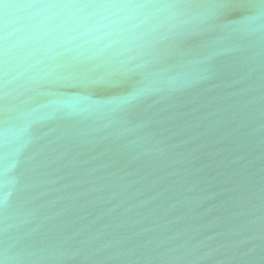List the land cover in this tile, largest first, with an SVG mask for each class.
I'll list each match as a JSON object with an SVG mask.
<instances>
[{
  "label": "water",
  "instance_id": "obj_1",
  "mask_svg": "<svg viewBox=\"0 0 264 264\" xmlns=\"http://www.w3.org/2000/svg\"><path fill=\"white\" fill-rule=\"evenodd\" d=\"M0 264H264V0H0Z\"/></svg>",
  "mask_w": 264,
  "mask_h": 264
}]
</instances>
